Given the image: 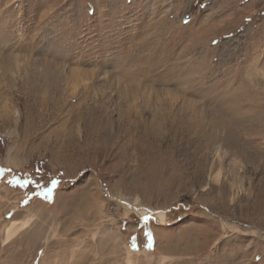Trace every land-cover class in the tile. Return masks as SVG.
<instances>
[{"label": "rangeland", "instance_id": "obj_1", "mask_svg": "<svg viewBox=\"0 0 264 264\" xmlns=\"http://www.w3.org/2000/svg\"><path fill=\"white\" fill-rule=\"evenodd\" d=\"M0 264H264V0H0Z\"/></svg>", "mask_w": 264, "mask_h": 264}, {"label": "trees", "instance_id": "obj_2", "mask_svg": "<svg viewBox=\"0 0 264 264\" xmlns=\"http://www.w3.org/2000/svg\"><path fill=\"white\" fill-rule=\"evenodd\" d=\"M38 176H39V174H38ZM50 181H51V184L56 185V177H51ZM30 183L31 184L33 183V179L32 178H21L17 182L18 186L21 187V188H23V189H25L26 191L31 190V189H27L26 188L27 186H30ZM53 188L52 189H50L49 187L43 188V190L41 192L38 189H36L34 192L33 191L31 192L30 197L31 196L32 197H34V196L38 197V196H40V193H41V195L43 197H45L44 196V193H47L48 194L50 190L51 191L53 190ZM30 197L28 196V198H26V201H28L30 199ZM46 199H50V194H48V196L46 197Z\"/></svg>", "mask_w": 264, "mask_h": 264}, {"label": "bare ground", "instance_id": "obj_3", "mask_svg": "<svg viewBox=\"0 0 264 264\" xmlns=\"http://www.w3.org/2000/svg\"><path fill=\"white\" fill-rule=\"evenodd\" d=\"M146 211V209H142V212H145ZM148 211H150V210H148ZM161 214V213H160ZM13 227H11V229H9V231H8V237L7 238H9V237H11L12 236V233H13V229H12ZM15 232V231H14ZM130 253V252H129Z\"/></svg>", "mask_w": 264, "mask_h": 264}, {"label": "snow or ice", "instance_id": "obj_4", "mask_svg": "<svg viewBox=\"0 0 264 264\" xmlns=\"http://www.w3.org/2000/svg\"><path fill=\"white\" fill-rule=\"evenodd\" d=\"M144 219H147V217H145Z\"/></svg>", "mask_w": 264, "mask_h": 264}]
</instances>
